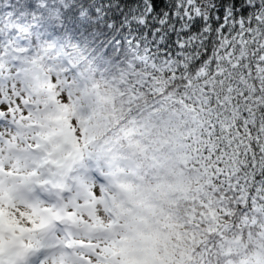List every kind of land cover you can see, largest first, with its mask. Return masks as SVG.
Wrapping results in <instances>:
<instances>
[{
	"label": "snow or ice",
	"instance_id": "snow-or-ice-1",
	"mask_svg": "<svg viewBox=\"0 0 264 264\" xmlns=\"http://www.w3.org/2000/svg\"><path fill=\"white\" fill-rule=\"evenodd\" d=\"M0 264H264V0H0Z\"/></svg>",
	"mask_w": 264,
	"mask_h": 264
}]
</instances>
